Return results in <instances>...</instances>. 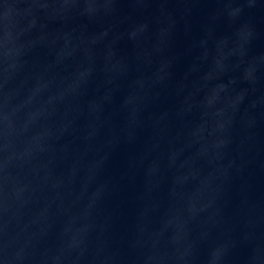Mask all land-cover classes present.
I'll list each match as a JSON object with an SVG mask.
<instances>
[{
    "label": "water",
    "instance_id": "1",
    "mask_svg": "<svg viewBox=\"0 0 264 264\" xmlns=\"http://www.w3.org/2000/svg\"><path fill=\"white\" fill-rule=\"evenodd\" d=\"M0 264H264V0H0Z\"/></svg>",
    "mask_w": 264,
    "mask_h": 264
}]
</instances>
